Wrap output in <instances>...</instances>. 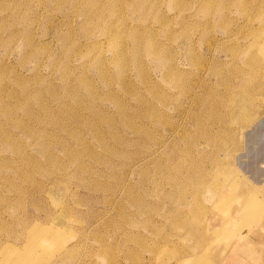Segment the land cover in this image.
Returning a JSON list of instances; mask_svg holds the SVG:
<instances>
[{
    "label": "rangeland",
    "instance_id": "obj_1",
    "mask_svg": "<svg viewBox=\"0 0 264 264\" xmlns=\"http://www.w3.org/2000/svg\"><path fill=\"white\" fill-rule=\"evenodd\" d=\"M263 126L264 0H0V264H207Z\"/></svg>",
    "mask_w": 264,
    "mask_h": 264
},
{
    "label": "crops",
    "instance_id": "obj_2",
    "mask_svg": "<svg viewBox=\"0 0 264 264\" xmlns=\"http://www.w3.org/2000/svg\"><path fill=\"white\" fill-rule=\"evenodd\" d=\"M261 130L254 131L255 141L250 144L253 154L248 159L249 170L245 175L249 184L247 187L250 188L248 191L254 194L259 208L264 205V126ZM246 192L241 190L236 195H243L242 199L247 198L242 206L250 202ZM240 206L239 201L233 202V217L218 213L207 215L203 228L204 249L200 254L201 261L205 258L207 264H264V211H257L256 208L248 211L250 206H247L248 210L239 213ZM229 221L230 225H227ZM226 234V238L222 237ZM216 239L217 245L209 249Z\"/></svg>",
    "mask_w": 264,
    "mask_h": 264
},
{
    "label": "bare ground",
    "instance_id": "obj_3",
    "mask_svg": "<svg viewBox=\"0 0 264 264\" xmlns=\"http://www.w3.org/2000/svg\"><path fill=\"white\" fill-rule=\"evenodd\" d=\"M226 238V237H225Z\"/></svg>",
    "mask_w": 264,
    "mask_h": 264
}]
</instances>
